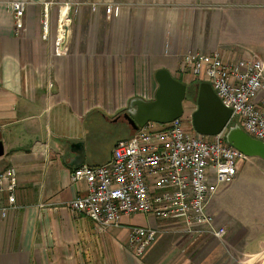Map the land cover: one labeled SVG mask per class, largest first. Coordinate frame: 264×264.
<instances>
[{
	"label": "crops",
	"instance_id": "1",
	"mask_svg": "<svg viewBox=\"0 0 264 264\" xmlns=\"http://www.w3.org/2000/svg\"><path fill=\"white\" fill-rule=\"evenodd\" d=\"M13 1L27 3L18 34ZM63 3L80 7L70 12L69 43L57 55ZM92 4L100 5L98 12ZM108 4L121 6L118 18L107 17ZM47 6L51 44L43 39ZM188 51L218 53L228 62L264 58V0H0V172L14 166L19 176L17 207L0 223V264H264V232L243 227L258 221L248 216L241 223L234 212L231 217L235 205L229 199L241 172L208 208L234 224L222 241L182 237L174 234L175 220L141 215L99 231L69 208L87 194L85 182L72 180L77 146L85 148L84 165L109 162L122 139L112 138L108 126L124 122L131 136L123 114L132 100L155 98L158 70L187 86L198 81L183 69ZM257 102L264 110V90ZM183 107L190 119L197 104L186 100ZM7 205L8 196L0 193V207ZM242 207L250 213L252 204ZM134 225L172 231L137 258L127 248Z\"/></svg>",
	"mask_w": 264,
	"mask_h": 264
},
{
	"label": "built area",
	"instance_id": "2",
	"mask_svg": "<svg viewBox=\"0 0 264 264\" xmlns=\"http://www.w3.org/2000/svg\"><path fill=\"white\" fill-rule=\"evenodd\" d=\"M80 5L59 4L56 53L65 52L71 35L70 12ZM17 34L24 28L27 3L9 4ZM98 12L99 4H92ZM66 14L63 16L62 11ZM109 19L118 18L121 6H104ZM43 39L50 36L48 6L42 18ZM183 67H190L199 81L207 82L223 106L232 111L228 128L238 125L247 135L264 143V110L257 99L264 90V58L228 62L218 54L188 51ZM185 116L167 124L149 122L129 138L116 143L112 158L104 165H83L73 170L74 182H85L87 194L69 203V208L87 217L99 231L122 227L124 219L152 216L162 220H180L185 233L220 241L227 235L218 229L208 213L220 188L233 184L239 167L248 159L226 141V130L215 136L198 134ZM18 171L10 166L0 172V193L8 196V205L0 207V223L17 207ZM159 231L149 227L128 228V248L142 258L157 240Z\"/></svg>",
	"mask_w": 264,
	"mask_h": 264
},
{
	"label": "water",
	"instance_id": "3",
	"mask_svg": "<svg viewBox=\"0 0 264 264\" xmlns=\"http://www.w3.org/2000/svg\"><path fill=\"white\" fill-rule=\"evenodd\" d=\"M155 79L158 84L155 98L151 101L136 98L123 114V119L128 122L131 131H138L149 122L171 123L185 114L183 104L187 99L189 87L175 79L166 69L158 70ZM196 88L197 109L191 116L194 130L203 136H215L227 129L225 138L229 145L248 158L264 161V143L251 138L238 125L228 128L232 111L223 106L211 85L201 82ZM77 147L80 155L74 166L81 167L85 164V148L82 144ZM3 155V143L0 142V157Z\"/></svg>",
	"mask_w": 264,
	"mask_h": 264
},
{
	"label": "rangeland",
	"instance_id": "4",
	"mask_svg": "<svg viewBox=\"0 0 264 264\" xmlns=\"http://www.w3.org/2000/svg\"><path fill=\"white\" fill-rule=\"evenodd\" d=\"M50 39H53V38H48V41H50L49 44H51ZM53 41H54V39H53ZM43 42H44V44H47L46 43L47 41L46 42L43 41ZM49 47H50L49 45L44 47V50L48 51ZM183 69L190 71L192 74L190 67L184 66ZM194 78L198 81L195 84L188 86L189 87V93L187 95L186 100H189V101L192 100V101L196 102V98H197V88L196 87L202 81H199V79L196 78L195 76H194ZM188 119H189L188 117H185V120L189 121ZM190 120H192L191 117H190ZM108 128H109V131H111V132L113 131L115 134V136H113L112 138H116V139L118 138V139L124 140V139H127L128 136H130L128 134L129 131L127 130L128 127H127V125H125L124 122H119V123L114 124V125H109ZM239 172L242 173L243 178L238 183V186L236 188L237 191L229 199L230 202L235 205L230 209V211L232 212L231 217L232 218L234 217L233 212L236 214L238 219L247 218L248 216H251L252 218L255 219V220L253 219V221L257 220L259 224L257 223V225L253 224V225H248V226L244 225L243 227H247L250 231H253V233L264 232V182H263V180H264V161H262L261 159L248 158L247 160H245L244 162H242L240 164ZM214 200L211 203H213ZM248 202H250L252 204V209L250 210V213H249V209L247 207H245V208L242 207L244 204H248ZM237 204H240L242 206H239ZM208 213L215 218V224H216V227L218 229L225 228L227 230V235L222 239V240H225V238L229 234L231 226L232 225L234 226V224L233 223L229 224V222H224L222 220L223 217L225 218V220H227V219L225 216H223L221 214L220 215H212L210 213L209 209H208ZM160 220H162V219H160ZM175 221L178 224H176L177 230L173 229V231L175 232L174 234H177V235L182 236V237L189 236L185 233L184 229L182 228V223L179 222L178 220H175ZM240 221L242 223V219ZM134 226H138V225H134ZM152 228L159 231L157 239L164 232L167 233V232L172 231V228H170L168 226H165L162 228H156V227H152ZM234 228H236V227H234ZM231 231L235 232V229L231 230ZM241 231L244 232V229H242ZM203 238L204 239L205 238L211 239L212 237L208 236V233L205 232L200 239H203ZM127 248H128V236H127Z\"/></svg>",
	"mask_w": 264,
	"mask_h": 264
},
{
	"label": "bare ground",
	"instance_id": "5",
	"mask_svg": "<svg viewBox=\"0 0 264 264\" xmlns=\"http://www.w3.org/2000/svg\"><path fill=\"white\" fill-rule=\"evenodd\" d=\"M62 13H63V16H64V15L66 14V11H65V10H63V11H62Z\"/></svg>",
	"mask_w": 264,
	"mask_h": 264
},
{
	"label": "flooded vegetation",
	"instance_id": "6",
	"mask_svg": "<svg viewBox=\"0 0 264 264\" xmlns=\"http://www.w3.org/2000/svg\"><path fill=\"white\" fill-rule=\"evenodd\" d=\"M128 124V123H127Z\"/></svg>",
	"mask_w": 264,
	"mask_h": 264
},
{
	"label": "trees",
	"instance_id": "7",
	"mask_svg": "<svg viewBox=\"0 0 264 264\" xmlns=\"http://www.w3.org/2000/svg\"><path fill=\"white\" fill-rule=\"evenodd\" d=\"M129 138V137H128Z\"/></svg>",
	"mask_w": 264,
	"mask_h": 264
}]
</instances>
